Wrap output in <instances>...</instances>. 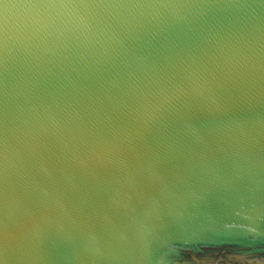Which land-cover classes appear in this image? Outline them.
I'll return each instance as SVG.
<instances>
[{"label": "water", "instance_id": "1", "mask_svg": "<svg viewBox=\"0 0 264 264\" xmlns=\"http://www.w3.org/2000/svg\"><path fill=\"white\" fill-rule=\"evenodd\" d=\"M0 264H264V0H0Z\"/></svg>", "mask_w": 264, "mask_h": 264}]
</instances>
